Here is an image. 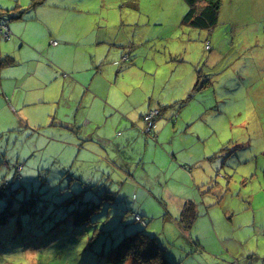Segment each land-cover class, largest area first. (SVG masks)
I'll list each match as a JSON object with an SVG mask.
<instances>
[{"label":"rangeland","instance_id":"rangeland-1","mask_svg":"<svg viewBox=\"0 0 264 264\" xmlns=\"http://www.w3.org/2000/svg\"><path fill=\"white\" fill-rule=\"evenodd\" d=\"M188 10L183 0H0L3 20L12 17L0 58L15 64L0 63V85L22 97L11 78L31 72L25 88L34 101L19 111L0 93V182L23 198L8 223L12 201L0 199V264H112L106 252L141 229L157 236L170 264L229 263V250L264 262V0H221L210 29L182 24ZM114 44L117 57L129 56L107 65L114 88L142 92L141 109L158 100L144 115L162 109L155 140L143 126L118 125L126 108L85 125L60 101L63 88L64 97L73 90L65 75L102 70ZM96 97L103 100L88 91L85 103ZM176 167L199 178L171 182ZM117 169H128V180ZM104 190L112 200H102ZM81 192L78 205L72 197ZM185 204L201 209L189 225ZM207 211L217 233L207 231ZM197 240L202 251L190 256Z\"/></svg>","mask_w":264,"mask_h":264},{"label":"crops","instance_id":"crops-1","mask_svg":"<svg viewBox=\"0 0 264 264\" xmlns=\"http://www.w3.org/2000/svg\"><path fill=\"white\" fill-rule=\"evenodd\" d=\"M29 51L33 54V56L35 55L33 50H29ZM124 54H126V53H124ZM122 56L123 55H121L120 58L117 57L116 45L114 44L113 47L108 50L107 62L101 66L102 70L99 69L95 73L93 72V70L92 71L86 70V72H84L83 70H80L79 72H75L76 70H74L73 72H69L67 75H65L67 82L71 84V87L73 90L70 91V94H69L70 96L64 97V94L66 91H65V88H63L62 92H61L62 95H61L60 101L62 104H65V105L68 104L70 106V110H72L75 113L77 119H79L80 117H82V118L84 117L85 120L89 121V124L97 123L98 120H100V116H102L105 113V111H107V115H108V112L113 110V107L118 109V111H120V112L123 111V108L124 109L126 108V110H127L126 113H124V115H120V117H119L118 125H121L123 123V120L130 121L131 126L134 127L138 131L139 127L143 126L142 118L144 116V113L147 111V107H151L152 105L153 106L159 105V102H157L158 100L157 101L153 100V101H150V104L147 105L146 108L141 109V107L143 106L142 105L143 100L140 98V96H141L140 93L142 94V92L137 91V89L133 88L132 85H130V84L124 85L123 87H120L119 84L118 85L116 84V89L114 88V84H115L114 81L115 80H113L114 77L112 75V70H110V68L107 67V65L109 64L111 67H114L115 66L114 64H116L117 61H121ZM116 59H118V60H116ZM34 64H35V66H38L39 63L34 62ZM80 72L83 73V75L81 77L79 75H77V73H80ZM29 78H31V72L27 73L24 76V78H11L12 81H14L15 83H17V85L20 86L19 92H22V90L25 89V91H23L22 97L20 95H18V93H15V91H16L15 89L17 86H15L14 84L10 83V84L4 85V86L0 85V91H1L0 93H3V95L10 94L11 99H12L11 103L16 102V105L18 106L19 111L26 109L28 106H31L34 103L33 99H30V98H33V96L31 94H27V91L25 88L27 80H29ZM84 87H86V88H84ZM10 90H12V91H10ZM90 90L98 93L99 96L103 97V100L96 97L92 101H88L87 103H85L86 93ZM24 93H26V94H24ZM150 95L154 99V94L150 93ZM51 98L52 97L46 98V99H44V101H47V99L50 100ZM118 100L120 101L121 104L118 103ZM41 101L43 102V100H41ZM144 102L146 103V100H144ZM99 104L101 106H99ZM122 104H124V105H122ZM152 109H154V108H152ZM107 115L104 117V120H107ZM29 118L34 122L36 121V119H38V118L34 117L32 114H29ZM29 118L27 116H25L24 122L25 121L27 123L30 122ZM90 121H92V123ZM179 121H182V119L177 117L175 122L178 123ZM81 128L82 127L77 129V131L79 132V130H81ZM77 131L74 134H76ZM65 133H67V131H65ZM83 133L86 134L85 129L83 130ZM161 134H162V132H161ZM197 136L199 138H201L200 135H197ZM68 137L69 136H67L65 139L67 140ZM66 140H64V141H66ZM157 140H158V137H157ZM172 143H173V141H172ZM67 144H69V143H67ZM67 148H69V145H67ZM111 148H112V152L117 153V151H119L118 147H116V148L111 147ZM81 149L82 148L79 146H74V150L79 151ZM118 154H120V153H118ZM200 155H203V153H201ZM116 174L119 177H123L125 180H128V178L130 177L128 169H123V170L117 169ZM168 174H170L169 179L171 182L173 180H177V182H181V181L189 182L190 179L194 178L197 180V177H198V175L194 171L193 172L190 171V173H188L186 171V169H183V168L181 169L180 167H176L174 172H171ZM103 176H104V174H103ZM141 178L142 179L144 178L143 175H141ZM144 179L148 180L147 177H145ZM169 198L175 199V200L177 199V197H175V196H169ZM183 208H184V205L182 206V210H183ZM200 210L201 209H198L196 207V213H198L199 215H200ZM206 217L208 220L207 231L211 230L210 227L212 226L215 233H217L216 224L213 223V218L209 214V211H207ZM177 221H178V219H177ZM190 236H189V239H190ZM184 237H187V236L185 235ZM201 244H202L201 240L193 241L191 243L192 249L189 253L190 256L197 255L198 252L202 251ZM225 249H226V251L229 250L227 247H225ZM229 253L231 254L230 257H232L230 262L226 263V262H222L221 260H219L221 262L220 264H233V261H237L240 264H264V262L258 263L259 259L256 258L255 254L251 255V256H247L246 258L240 257V259H236L235 258L236 255H235L234 251L229 250ZM210 254H211V257L213 260L217 259V256H216L214 251H212ZM232 255H234V256H232ZM247 255H249V252ZM253 260L255 263L252 262ZM219 261H214L213 264H218L217 262H219Z\"/></svg>","mask_w":264,"mask_h":264},{"label":"trees","instance_id":"trees-1","mask_svg":"<svg viewBox=\"0 0 264 264\" xmlns=\"http://www.w3.org/2000/svg\"><path fill=\"white\" fill-rule=\"evenodd\" d=\"M183 1L187 4V6L189 7V10L183 17L182 24L188 27H191V28H195V29H210L217 24L218 17H219V11L221 7V0H183ZM11 18L12 17H10V19ZM9 20L7 19L3 20V17L0 14V23L5 22V21L8 22ZM0 36H2L1 33H0ZM125 55L126 54L122 56V59H121L122 62H126V60L129 61L128 55H126L127 56L126 59H123ZM0 63L6 66L14 65L13 64L14 60L10 58L9 56H6L3 59L0 58ZM200 88L203 89L204 86H201ZM151 111H157L158 116L155 118L154 127L150 129V131L146 135L144 134V136H147L151 138L152 140H155V136L153 135V130L156 126V120L159 117H161L160 115L162 113V109L157 108ZM151 111H148V113ZM148 113L143 116L142 121L144 117L148 115ZM144 127H145V124L143 122V128ZM18 166L19 165H17V167ZM8 187L9 186L7 184H1L0 182V199L2 200L3 204L6 203L7 201H12L11 211H9L10 213L6 214V216L4 217L7 223L11 221L13 216L16 215L14 212H17L18 209H16L15 207H17L18 204L20 205L23 202L22 197L17 198L13 196L15 191L7 192ZM11 189L9 187V190ZM100 197L102 198L103 201L112 200V197H110V194L105 190L101 193ZM73 198H77L76 201L79 205V199L81 202L84 201L85 194H83L82 192L80 193V195L73 193L72 199ZM90 203H94V202L88 200V204ZM39 206H41L42 209L46 208L44 205H39ZM29 212H31V210ZM32 212H34V210H32ZM129 212L130 210L127 211V213ZM76 214H77L76 209L71 208L69 210L68 215L70 216L72 221H75V222L77 221ZM132 214H134V221L140 222V224L143 227L147 226L145 221L142 219V217H140L139 215H136L134 212H132ZM21 216L22 215L18 216L19 217L18 219H20ZM137 217L139 218L137 219ZM181 217H182L181 218L182 222H185L186 225H189L190 223H192V221L196 217V210L194 206L192 204H187V205L185 204L181 212ZM142 231L144 230L141 229L137 232L126 235L118 243L114 244L106 252V261L108 263L118 264V263L124 262L129 257H132L133 262L135 264H170L163 255L164 248L161 246V244H159V240L157 236H151L149 234L147 235V234H144ZM233 264H240V263L237 261H233Z\"/></svg>","mask_w":264,"mask_h":264},{"label":"built area","instance_id":"built-area-1","mask_svg":"<svg viewBox=\"0 0 264 264\" xmlns=\"http://www.w3.org/2000/svg\"><path fill=\"white\" fill-rule=\"evenodd\" d=\"M7 21L0 23V33L5 38L8 39L10 37V31L7 25ZM53 45H56L55 42L52 43ZM127 56L125 55L123 59H126ZM158 116L157 111H151L148 113L147 116L144 117L143 122L145 124V127L143 128V134H147L150 129H152L155 125V118ZM89 122L85 120V125H87ZM139 217H137L138 219Z\"/></svg>","mask_w":264,"mask_h":264}]
</instances>
